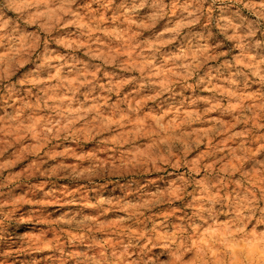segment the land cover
Segmentation results:
<instances>
[{"label":"clouds","instance_id":"9594fccd","mask_svg":"<svg viewBox=\"0 0 264 264\" xmlns=\"http://www.w3.org/2000/svg\"><path fill=\"white\" fill-rule=\"evenodd\" d=\"M0 264H264V0H0Z\"/></svg>","mask_w":264,"mask_h":264}]
</instances>
